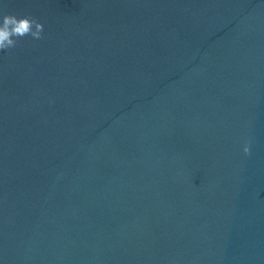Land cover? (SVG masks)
Here are the masks:
<instances>
[{"label":"water","instance_id":"1","mask_svg":"<svg viewBox=\"0 0 264 264\" xmlns=\"http://www.w3.org/2000/svg\"><path fill=\"white\" fill-rule=\"evenodd\" d=\"M0 264H264V0H0Z\"/></svg>","mask_w":264,"mask_h":264},{"label":"clouds","instance_id":"2","mask_svg":"<svg viewBox=\"0 0 264 264\" xmlns=\"http://www.w3.org/2000/svg\"><path fill=\"white\" fill-rule=\"evenodd\" d=\"M43 32L44 25L37 18L0 9V51L16 48L24 37L40 40Z\"/></svg>","mask_w":264,"mask_h":264}]
</instances>
